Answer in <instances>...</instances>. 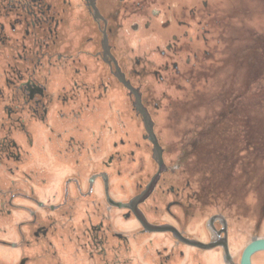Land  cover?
Here are the masks:
<instances>
[{
	"label": "flooded vegetation",
	"instance_id": "1",
	"mask_svg": "<svg viewBox=\"0 0 264 264\" xmlns=\"http://www.w3.org/2000/svg\"><path fill=\"white\" fill-rule=\"evenodd\" d=\"M209 7L0 0V264H193L205 252L229 264L224 250L239 264L247 243L237 261L224 210L207 216V239L188 231L204 196L186 172L206 134L246 131L187 133L168 158L155 119L165 93L210 55L209 35L221 23ZM110 93L127 97L138 135L119 122L123 110L108 119ZM142 150L154 169L130 181Z\"/></svg>",
	"mask_w": 264,
	"mask_h": 264
},
{
	"label": "rangeland",
	"instance_id": "2",
	"mask_svg": "<svg viewBox=\"0 0 264 264\" xmlns=\"http://www.w3.org/2000/svg\"><path fill=\"white\" fill-rule=\"evenodd\" d=\"M208 1L210 17L213 16L209 19L217 25L221 23L209 35L210 55L204 56L199 72H189L180 88L173 86L165 93L155 119L157 130L169 148L168 158L177 153L179 142L187 133L189 136L204 128L205 133L219 131L220 137L224 135L222 131L241 134L246 131V137L225 134L224 139L206 134L186 172L194 190L201 188L204 196L189 217L188 231L207 239V216L216 209L224 210L230 218L232 253L238 261L251 238L264 237V0ZM81 36L78 31L77 37ZM95 66L92 62V67ZM148 83L157 95L161 93L150 77ZM107 96L113 104L108 119L115 120L116 110H123L119 122L125 131L138 135L141 125L131 118L127 97L116 93V100L111 93ZM113 132L109 142L122 130L118 126ZM244 138L247 142L251 140L249 145H244ZM139 159L142 168L130 165L136 172L130 181L138 176L144 178L154 169L146 151H140ZM175 179L180 184L184 181L180 175ZM192 262L222 264L218 253L208 255V252L196 256ZM251 262L264 264V251L251 256Z\"/></svg>",
	"mask_w": 264,
	"mask_h": 264
},
{
	"label": "water",
	"instance_id": "3",
	"mask_svg": "<svg viewBox=\"0 0 264 264\" xmlns=\"http://www.w3.org/2000/svg\"><path fill=\"white\" fill-rule=\"evenodd\" d=\"M199 245L205 249L211 248L213 246V244L211 243H206V244L199 243ZM224 251H225L224 252L225 261L229 264H232V262H230L231 257L229 253L227 252V250H224ZM257 251H264V237H261V238L255 237L249 243H247V245L244 247L241 253L239 264H252L251 256Z\"/></svg>",
	"mask_w": 264,
	"mask_h": 264
},
{
	"label": "bare ground",
	"instance_id": "4",
	"mask_svg": "<svg viewBox=\"0 0 264 264\" xmlns=\"http://www.w3.org/2000/svg\"><path fill=\"white\" fill-rule=\"evenodd\" d=\"M258 252V251H257ZM254 255V254H253Z\"/></svg>",
	"mask_w": 264,
	"mask_h": 264
}]
</instances>
